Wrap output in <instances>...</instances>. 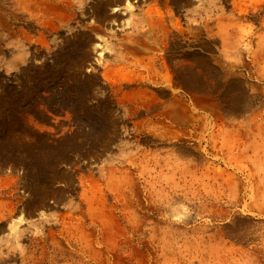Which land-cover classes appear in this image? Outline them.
Wrapping results in <instances>:
<instances>
[{
	"label": "rangeland",
	"instance_id": "1",
	"mask_svg": "<svg viewBox=\"0 0 264 264\" xmlns=\"http://www.w3.org/2000/svg\"><path fill=\"white\" fill-rule=\"evenodd\" d=\"M84 1L0 0V264H264V0Z\"/></svg>",
	"mask_w": 264,
	"mask_h": 264
},
{
	"label": "bare ground",
	"instance_id": "2",
	"mask_svg": "<svg viewBox=\"0 0 264 264\" xmlns=\"http://www.w3.org/2000/svg\"><path fill=\"white\" fill-rule=\"evenodd\" d=\"M34 1V4H35V6H36V8H37V10L40 12H44V14L46 15V17L47 18H51V17H53V16H55V14L57 13V12H59V11H70L71 13L73 12V11H76L77 12V10L79 9V10H83L84 9V5L86 4L85 3V1L84 0H33ZM110 6H112L113 8H112V11L111 12H113L111 15H108L107 13H106V11L108 10L107 8L108 7H110ZM135 6L133 5V3L131 2V0H97V2L94 4V7H93V13L97 16V18L98 19H105V20H107L106 18H108L109 20L108 21H112V23L113 22H115V21H117L119 18H118V16L120 15L119 14V12L120 13H122L123 11H125V12H128V13H131V18H132V15H133V12L135 11V8H134ZM35 8V9H36ZM6 12H8V6H6ZM65 13H68V12H65ZM82 15L84 14V11L83 12H80ZM75 14V13H74ZM73 14V15H74ZM93 14V15H94ZM119 14V15H118ZM146 14V13H145ZM148 14V13H147ZM149 15V14H148ZM66 16L67 17H69L67 14H66ZM75 16V15H74ZM154 16V15H153ZM57 17H60V16H57ZM56 17V18H57ZM76 17V16H75ZM155 17V16H154ZM160 17H162L163 18V16H160ZM131 18H129L128 20H126L125 21V24H124V26L125 25H129V26H131V24L132 23H134V22H132L131 21ZM158 18V17H157ZM161 18V19H162ZM67 19V18H66ZM154 19V18H153ZM64 20V19H63ZM146 20V19H145ZM151 20V19H150ZM149 20V21H150ZM156 20V22H157V24H159L160 23V19H159V22L157 21V19H155ZM104 22V21H103ZM109 22V23H110ZM147 22V21H146ZM44 23V22H43ZM92 23V22H91ZM116 23V22H115ZM142 23V22H141ZM144 23V22H143ZM152 23V22H151ZM150 23V24H151ZM154 23V22H153ZM152 23V24H153ZM48 24V23H47ZM94 24V23H93ZM105 24V23H104ZM165 23L163 22V25H164ZM39 26H40V24H39ZM53 26V25H52ZM88 26V25H87ZM137 26V25H136ZM151 26V25H150ZM166 25H164V27H165ZM90 27V26H89ZM134 27V26H133ZM146 27H147V25H146ZM153 28H154V25L152 26ZM157 27V26H156ZM159 27V26H158ZM163 27V28H164ZM54 28H56V27H54ZM167 28V26L164 28V30ZM46 29V28H45ZM88 29H90V28H88ZM141 29V28H140ZM143 29V28H142ZM148 29V28H147ZM152 29V28H151ZM161 29V31H162V28H160ZM57 30V29H56ZM95 30V29H94ZM97 30L99 31L100 29L99 28H97ZM136 30V29H135ZM158 30V29H157ZM156 30V31H157ZM58 31V30H57ZM92 31H93V29H92ZM98 31H96V32H98ZM101 31V30H100ZM99 31V32H100ZM136 31H138V30H136ZM140 31V30H139ZM147 31V30H146ZM145 32V31H144ZM140 33H143L142 32V30H141V32ZM162 33H164V31L162 32ZM167 33V32H166ZM145 34V33H144ZM155 34V33H154ZM159 34V33H158ZM169 34V33H168ZM98 35V34H97ZM98 36H100V35H98ZM143 36V35H142ZM141 36V37H142ZM154 36H156V35H154ZM140 37V36H139ZM160 37V36H159ZM101 38V37H100ZM81 39V38H80ZM158 39H160V38H158ZM155 40V39H154ZM76 41V40H75ZM74 41V42H75ZM77 41H79V39L77 40ZM89 41V40H88ZM126 42H127V47H128V45L130 46V47H132V49L133 50H135V52H137L136 51V48H138V47H136V46H140L139 48H150V46H149V44L147 43L148 42V40H144L143 38L142 39H132V38H128L127 40H126ZM80 43V42H79ZM88 43V42H87ZM82 43H80V45H81ZM83 44H84V42H83ZM82 44V45H83ZM70 45H71V43H70ZM79 44L75 47V49H76V51H77V49L79 50L80 49V47L82 46H80ZM86 45V44H85ZM74 46H75V44H74ZM89 47V46H88ZM87 47V48H88ZM130 47H128L129 48V54H131L130 53V50H131V48ZM153 47L154 46H152V49H153ZM84 48V47H83ZM108 46L105 48V50H107L108 51ZM139 48H138V50H139ZM72 49V48H71ZM132 50V51H133ZM141 51H144V50H142V49H140ZM75 51V50H74ZM83 51H84V49H83ZM139 52V51H138ZM140 53V52H139ZM71 54V53H70ZM120 56V58H121V56L122 55H119ZM127 62V61H126ZM130 62V61H129ZM130 64V63H129ZM130 73V72H129ZM185 73H186V82H187V84H189V86L191 87L193 84V81H192V75H193V66L191 65V66H189L188 68L186 67V69H185ZM185 73H183V74H185ZM136 75H139V74H136ZM142 75V74H141ZM128 76H129V74H128ZM128 76H125V77H127L126 79H127V83H130L131 81H129L128 82V80H130L131 79V77L129 78ZM140 77H142V76H140ZM139 77V78H140ZM144 77V76H143ZM129 78V79H128ZM124 79V78H123ZM125 79V80H126ZM143 79V78H142ZM144 79H146L145 77H144ZM68 80V79H67ZM121 81H122V79H120ZM185 80V79H184ZM139 81V80H138ZM170 82H169V87L172 89L173 88V86L175 85V83H176V81L175 82H172V80H169ZM72 82V81H71ZM133 82V81H132ZM143 82V81H142ZM151 82V81H150ZM122 83V82H121ZM132 84V83H131ZM70 87V86H69ZM71 88V87H70ZM72 89V88H71ZM82 90V89H81ZM75 91V90H74ZM81 94V93H80ZM174 102L175 103H177V100L175 99L174 100ZM180 102V101H179ZM144 103H145V101H144ZM172 103V102H171ZM173 104V103H172ZM172 104H171V106H172ZM174 105V104H173ZM177 106H178V104H177ZM174 107V106H173ZM172 107V108H173ZM178 108H179V106H178ZM175 109H177V107L175 106ZM175 109H173V110H175ZM179 110V109H178ZM171 112H172V110H171ZM177 113V112H176ZM173 116V115H172ZM14 230H16V228L14 229Z\"/></svg>",
	"mask_w": 264,
	"mask_h": 264
}]
</instances>
